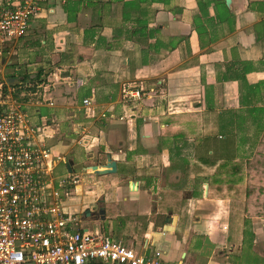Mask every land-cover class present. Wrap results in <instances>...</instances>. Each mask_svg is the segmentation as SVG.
<instances>
[{"label": "crops", "instance_id": "obj_1", "mask_svg": "<svg viewBox=\"0 0 264 264\" xmlns=\"http://www.w3.org/2000/svg\"><path fill=\"white\" fill-rule=\"evenodd\" d=\"M40 6L10 46L4 71L19 79L23 61L40 66L35 74L44 79L26 92L24 108L33 125L44 127L59 162H71L66 177L78 179L66 207L81 217L80 226L147 255L158 250L162 264H244V249L264 264V215L248 221L245 237L244 220L235 222L233 212L215 219L192 205L211 199L218 177L202 160L206 146L181 136L196 117L219 128L230 111L252 116V107L264 106V0H48ZM139 84L154 86L155 95L122 99L124 85ZM84 98L106 116L86 117ZM79 126L87 133L81 141ZM75 143L91 159L80 174L67 148ZM189 147L193 156L184 160ZM108 153L114 172L87 168L104 165ZM193 162L204 177L200 185L190 174ZM76 189L85 199L71 206ZM85 208L94 211L90 218ZM206 235L214 243L208 257L200 254Z\"/></svg>", "mask_w": 264, "mask_h": 264}, {"label": "built area", "instance_id": "obj_2", "mask_svg": "<svg viewBox=\"0 0 264 264\" xmlns=\"http://www.w3.org/2000/svg\"><path fill=\"white\" fill-rule=\"evenodd\" d=\"M43 1L48 0H0V264H162L158 250L147 255L80 226L81 217L66 207L75 180L53 175L61 157L24 108L23 98L35 84L5 74L10 46L26 33ZM155 93L154 86L141 84L121 88L127 101ZM82 105L88 118L106 116L90 98ZM75 132L78 141L87 136L81 126Z\"/></svg>", "mask_w": 264, "mask_h": 264}, {"label": "rangeland", "instance_id": "obj_3", "mask_svg": "<svg viewBox=\"0 0 264 264\" xmlns=\"http://www.w3.org/2000/svg\"><path fill=\"white\" fill-rule=\"evenodd\" d=\"M23 62L24 64H21L23 68L20 69V74H16L19 77L18 80L25 83L28 81L31 83H39L42 81V78L44 79L40 74L36 75L37 69L40 68V66H34V69H32L31 66L28 65L30 63L29 60ZM13 66V64L7 66L6 70H11ZM31 74L35 75L31 76ZM13 75L14 74H8L9 77ZM41 112L42 114H46V109L41 108ZM222 117V119L217 121V124L221 125L219 128L214 122L201 125L202 118L196 117L190 122V128L188 130H182V138H187V140H189L188 142L191 144L194 142L202 143L203 134H214L213 136L207 135L204 144H206L208 149H211L209 156L211 155V158L215 160V163L206 165L209 167L208 172L217 176L218 181L215 183L216 186L214 184L212 186L213 191L211 199L201 202L194 201L192 205L195 207L198 206L200 209L198 210L203 213H211L209 216L215 219L217 217L218 219H222L221 216L223 213L230 218V214L233 212L235 222L236 219L237 222H240V220L243 222L244 220L243 231L246 237L247 234L250 235L251 233V225L248 221H250L251 218L264 215V160L257 161V153L261 148L263 149V156L261 157L259 155L258 157L264 158V117L259 118L258 116L253 118L251 115L241 114V111L235 113L230 111ZM217 135L220 136L217 137ZM73 136L76 137L75 134ZM261 139L263 144L259 143ZM176 140H179V137H176L175 141ZM67 148H70L69 152L74 155L75 162L78 163V165L75 166V171L79 174L82 173L84 165L91 159H88L84 149L76 143L68 145ZM182 153L184 160L186 157H192L193 148H186ZM194 163L195 162L192 164L193 169L190 174L194 175L195 183L200 185L204 177L202 174L196 173L198 172L196 168L199 167V165L197 166ZM234 166H236V168H234ZM204 170L206 169L203 168L201 171ZM66 173L67 168L64 162H59L53 171V175L56 178H66ZM74 178L75 179L70 178V180L78 179L77 176ZM90 178L91 177H88L87 180L90 181ZM74 183L75 181L69 184V187L73 186ZM80 184L83 185L82 183ZM217 185L221 186L220 189L217 188ZM247 189H249V191ZM225 193L227 194V197H224L226 203L220 202V195L224 196ZM84 199V190L76 189L73 191L71 200L69 199L68 202L70 201L71 206H73L74 204L83 203ZM228 217L226 219L227 222H229ZM227 222L225 221V223ZM231 222H233L232 219ZM85 225L93 226L91 223H86ZM220 228L221 230H225V226H220ZM231 230H233V228H231ZM198 244L197 242L195 246H198ZM246 251L247 250L244 249L240 255L241 262L244 264H257L256 260L247 257Z\"/></svg>", "mask_w": 264, "mask_h": 264}, {"label": "water", "instance_id": "obj_4", "mask_svg": "<svg viewBox=\"0 0 264 264\" xmlns=\"http://www.w3.org/2000/svg\"><path fill=\"white\" fill-rule=\"evenodd\" d=\"M70 164H71L70 161H67L65 163L67 170L69 172H72ZM87 168H89L91 171H93L94 173L99 174V175L108 174V173H112L116 170V162L111 159V156L108 153V154H106V163L104 165H101V166L89 165V166H87ZM133 185H134V182L132 181L131 186H133ZM207 186H208L207 183H205V194L207 192ZM93 212L94 211H91L89 208H85L82 211V214L85 217L90 218L91 215L93 214ZM95 212L97 213V216H99L98 218L103 219L105 217L104 216V208L102 206L97 207ZM213 247H214V243L209 239V237L207 235L204 236L202 250H201L200 254L203 256H206V257L210 256Z\"/></svg>", "mask_w": 264, "mask_h": 264}, {"label": "trees", "instance_id": "obj_5", "mask_svg": "<svg viewBox=\"0 0 264 264\" xmlns=\"http://www.w3.org/2000/svg\"><path fill=\"white\" fill-rule=\"evenodd\" d=\"M18 79V78H17ZM24 83V82H23ZM251 87V86H250ZM252 112V116L251 117H253V118H255V117H258L259 116V118H262V117H264V106H260V107H252L251 109H250ZM258 115V116H257ZM258 118V119H259ZM220 136V135H219ZM207 138V136H204L203 137V142H202V144L204 145V146H206V144H204V142H205V139ZM216 138V137H215ZM259 143L260 144H263L262 143V139H261V141H259ZM211 149H208V147H206L205 148V155H207V157L205 158H203L202 156V160L203 161H206V162H208V163H210V164H213V163H215V160L214 159H212V158H209L208 157V155H209V151H210ZM263 156V149L261 148L260 150H258V153H257V161L259 162V161H262V160H264V158H260V157H258V156ZM210 157H211V155H210ZM208 158V159H207ZM234 168H236V166H234ZM248 191H249V189H247Z\"/></svg>", "mask_w": 264, "mask_h": 264}]
</instances>
